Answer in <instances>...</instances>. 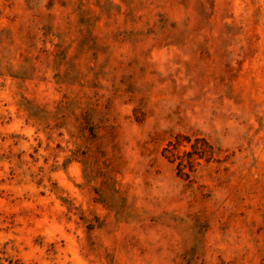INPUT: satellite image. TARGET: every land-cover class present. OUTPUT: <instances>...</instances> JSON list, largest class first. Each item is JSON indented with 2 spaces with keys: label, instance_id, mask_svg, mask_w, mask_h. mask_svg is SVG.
<instances>
[{
  "label": "rangeland",
  "instance_id": "obj_1",
  "mask_svg": "<svg viewBox=\"0 0 264 264\" xmlns=\"http://www.w3.org/2000/svg\"><path fill=\"white\" fill-rule=\"evenodd\" d=\"M0 264H264V0H0Z\"/></svg>",
  "mask_w": 264,
  "mask_h": 264
}]
</instances>
